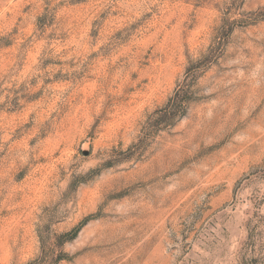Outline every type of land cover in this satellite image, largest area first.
Wrapping results in <instances>:
<instances>
[{
	"label": "rangeland",
	"instance_id": "1",
	"mask_svg": "<svg viewBox=\"0 0 264 264\" xmlns=\"http://www.w3.org/2000/svg\"><path fill=\"white\" fill-rule=\"evenodd\" d=\"M0 264H264V0H0Z\"/></svg>",
	"mask_w": 264,
	"mask_h": 264
},
{
	"label": "water",
	"instance_id": "2",
	"mask_svg": "<svg viewBox=\"0 0 264 264\" xmlns=\"http://www.w3.org/2000/svg\"><path fill=\"white\" fill-rule=\"evenodd\" d=\"M85 152V154H88L89 152L88 151H84Z\"/></svg>",
	"mask_w": 264,
	"mask_h": 264
}]
</instances>
